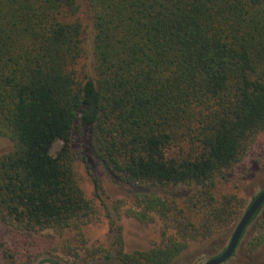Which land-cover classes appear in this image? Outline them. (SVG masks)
Wrapping results in <instances>:
<instances>
[{
  "label": "trees",
  "instance_id": "1",
  "mask_svg": "<svg viewBox=\"0 0 264 264\" xmlns=\"http://www.w3.org/2000/svg\"><path fill=\"white\" fill-rule=\"evenodd\" d=\"M89 31L94 71L81 79ZM84 130L128 189L127 214L160 223L159 243L127 252L113 219L111 246L89 245L100 212L71 153ZM0 138L13 143L0 157V226L16 245L0 239L5 264L44 251L72 264H175L247 209L227 189L264 140V0H0ZM262 215L264 205L237 249ZM263 245L251 240L250 254Z\"/></svg>",
  "mask_w": 264,
  "mask_h": 264
},
{
  "label": "rangeland",
  "instance_id": "2",
  "mask_svg": "<svg viewBox=\"0 0 264 264\" xmlns=\"http://www.w3.org/2000/svg\"><path fill=\"white\" fill-rule=\"evenodd\" d=\"M88 22L90 23V21ZM92 35L93 32L89 31V55L91 60L84 58L75 67L81 79L86 74L88 67L91 73L94 71L92 65ZM63 145L61 141H57L53 146L52 154L56 156ZM12 148L13 143L9 139L0 138V157L10 152ZM71 153L77 179L86 196L96 203L100 212L97 222L85 228L89 245L111 246L114 240L113 233H111V220L113 219L123 228L125 250L127 252L146 250L159 243L161 240V225L158 221L149 224L143 223L127 214L133 205L128 189L118 182L104 164L95 157L92 152L88 130L76 131L73 134ZM229 178L227 191H233L244 198L248 207L252 199L264 189V140L236 166L230 173ZM150 190L162 195L168 193L166 189L152 188ZM96 191L99 192V197H97ZM180 192L182 195L188 191L182 190ZM260 221V224L256 223L248 228L244 240L237 249L236 256L225 264H260L264 261V245L261 251L258 250L253 255L249 252V242L257 237H264V215L260 217ZM238 222L226 234H220L202 243L192 242L189 249L175 264H204L209 259L220 255L228 246ZM45 235L49 241L54 238L52 232H45ZM0 239L8 249L12 250L16 246L14 236L2 226H0ZM18 248L21 251L24 246H19L18 243ZM47 258L53 259L54 263L46 262L44 264H72L71 260L58 253L48 255L45 251L39 255L37 261L33 264ZM0 264H5L4 255L1 251Z\"/></svg>",
  "mask_w": 264,
  "mask_h": 264
},
{
  "label": "water",
  "instance_id": "3",
  "mask_svg": "<svg viewBox=\"0 0 264 264\" xmlns=\"http://www.w3.org/2000/svg\"><path fill=\"white\" fill-rule=\"evenodd\" d=\"M264 205V189L256 196V198L248 205L247 209L245 210L243 216L241 217L240 221L238 222L230 242L225 250L218 256L209 259L204 264H225L233 254L235 253L240 240L242 238L243 233L247 229L248 225L255 217L257 212L260 208Z\"/></svg>",
  "mask_w": 264,
  "mask_h": 264
}]
</instances>
